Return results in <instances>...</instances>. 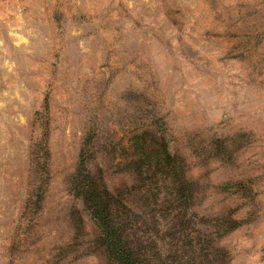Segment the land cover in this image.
I'll list each match as a JSON object with an SVG mask.
<instances>
[{
    "label": "rangeland",
    "instance_id": "obj_1",
    "mask_svg": "<svg viewBox=\"0 0 264 264\" xmlns=\"http://www.w3.org/2000/svg\"><path fill=\"white\" fill-rule=\"evenodd\" d=\"M96 214L264 264V0H0V264H119Z\"/></svg>",
    "mask_w": 264,
    "mask_h": 264
},
{
    "label": "trees",
    "instance_id": "obj_2",
    "mask_svg": "<svg viewBox=\"0 0 264 264\" xmlns=\"http://www.w3.org/2000/svg\"><path fill=\"white\" fill-rule=\"evenodd\" d=\"M104 214V213H103ZM103 214H96L100 223L104 226V228L108 229L107 234L105 236L106 243L111 248L113 255H115L119 264H137L135 260V255L131 249H129L125 242L113 232V227L109 224L110 220L108 218H104Z\"/></svg>",
    "mask_w": 264,
    "mask_h": 264
}]
</instances>
